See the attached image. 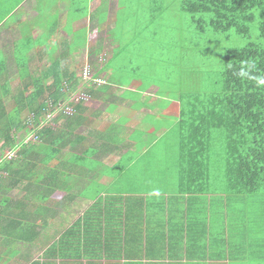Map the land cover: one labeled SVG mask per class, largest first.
<instances>
[{
    "label": "trees",
    "instance_id": "1",
    "mask_svg": "<svg viewBox=\"0 0 264 264\" xmlns=\"http://www.w3.org/2000/svg\"><path fill=\"white\" fill-rule=\"evenodd\" d=\"M129 2L126 1V4ZM75 5V19L80 21L88 12V1H79ZM207 7L221 8L227 13L241 15L242 23H233L226 15L221 14L220 19L211 22V27L215 31L233 30L239 35L246 36L257 16L264 12V0H200L199 4L190 6V9L192 8L195 13L209 12ZM119 9L122 12L121 4L114 10V13H112V9L107 10L106 16L103 18L100 16V19L95 14L90 15L87 21L90 34L99 29L100 32L103 31L101 27L104 29L109 26L112 23L111 20H114L113 22L117 26L120 19ZM13 22V18L8 20L6 26ZM95 24H98L99 27ZM80 27L83 26H79L78 30L74 32H72V26L66 27L67 34L71 33L73 39L75 34L80 37L74 39L73 43H71L72 40L62 42L60 49L55 43L45 42L42 35L34 39L25 28L21 29L20 37L16 41L13 40L11 52L13 59L0 58V90H3L2 96L6 97L5 101L0 97V141H2V146H0V229L5 230L6 233L13 232V230H9V225L15 224L13 217L21 218L23 223L28 222V224H24L25 229L23 227L20 231L21 234L37 236V234L57 233V226L48 220L55 217L48 213L49 211L42 203H46L49 197L57 191H65L67 196L63 198L60 205L65 202L66 207L68 199L73 203L75 198L85 197L84 193H80L83 189L79 185L77 177L73 181L74 186L71 185L69 191L65 189L66 183L62 181L65 178L61 177V180L58 176L60 161L57 158L68 144L70 136V133L65 131L64 124L59 123V120L64 118L67 122L76 117L78 123L77 117H81L79 114L83 111L81 104L83 101L76 103L75 95L85 89L84 92L91 99L97 98V94L92 88H84L77 83L80 80L76 78V71L71 70L72 65L78 62L73 59L82 56L83 53V49L80 47L85 41L86 27H83V31H80ZM77 32H82L83 35H77ZM260 32L264 36V21L260 26ZM115 42L117 41H113L109 37L105 41L99 38L98 47H94L89 54L98 56L102 51L107 54L105 45L110 49ZM41 47H43L42 50H40ZM70 58L73 59L70 61ZM94 61L90 59L91 65L94 64L92 63ZM32 62L37 65L31 68L28 75L24 76V70L29 69ZM101 67H103L102 64ZM101 67L96 70L95 77L102 74L103 68L101 69ZM15 76L23 81V84L16 94H12L10 80ZM117 77L114 81L110 80L107 85L103 86L107 89L112 85L118 87L125 79L122 80L118 74ZM196 78V89L202 88L206 79L202 75H196ZM225 88L232 94L229 129L237 131L242 125L247 124L248 131L256 135L257 139L253 145L247 148L246 154L241 153L234 142L228 145L230 161L227 174L234 186L243 189L242 192L229 196L202 192V184L196 185L195 182L201 181L204 176L207 148L203 140L206 137L207 126L203 125V115H200L199 123L193 126H188L187 123L179 120L180 123L185 124L187 130L190 129V131L188 130L190 134L188 133L185 141L181 143L182 151L177 160V187L180 188L178 191L180 193L164 194L162 203L172 204L171 201L175 198L183 200L188 197L187 203L190 204V207L187 217L197 223L196 227L212 228L216 235H220L211 241L202 240L200 235L195 247L199 249L198 253L201 256L191 257L192 259L186 261V264H216L217 262L220 264H250L249 261L253 257L264 262V236H256L258 231L252 229L256 223L261 225L264 217V50L250 47L232 51L226 67ZM94 89L101 90V87ZM65 106L72 107L71 115L58 110L60 107L61 109L66 108ZM58 111L59 113L49 119L50 115ZM222 120L219 115H215L212 118L213 126L222 124ZM53 124H58L63 128L55 129L52 127ZM25 129H29L30 133L34 132L31 133L34 134V143L28 140L27 134L22 135ZM38 143L39 145H37ZM7 149L15 151V157L7 159L5 154ZM142 180V178L138 179L141 182ZM20 182L25 185L22 189L23 201H14L10 194ZM116 196L110 192L105 195H97L94 203L85 213L77 217L68 227L63 226L60 234L62 238L59 241L60 255L57 252L58 246L54 242L40 256L39 261L36 259L38 262L33 261L31 264H71L68 261L74 257H76L77 264H119L123 258L128 261L130 258L126 254L121 258L118 257L120 256L118 252L112 251V247L121 246V242L90 240L91 238L98 239V235H101L102 239V236L109 237L112 233L126 234L125 230L128 227L134 231L138 225L133 220V223L129 224L132 226H129L126 221L133 207L134 217L137 218L140 212L139 206L143 200L138 198L127 200ZM227 207L228 210L233 211L229 215H225L222 211ZM72 208V205H68L67 212L71 214ZM247 209L251 210L247 211ZM256 209L257 211L254 212ZM244 215H247V218H244ZM37 221L41 223L37 225ZM4 223H6L5 226ZM37 228L40 230L36 231ZM223 235L228 237L223 239ZM175 237L173 234L162 235V248L168 252L166 255L163 252L161 256L151 254V257L156 258V262L183 264L169 253L171 249L180 246ZM78 240L82 241L86 247L83 251L74 250L70 256V253L62 250V244L72 246ZM156 240L158 241V238ZM176 244L178 246H175ZM62 251L65 253L61 255ZM204 253L206 257L202 256ZM57 256L62 258L58 262H51L47 259ZM0 264L8 263L0 257ZM126 264H141V261L131 259Z\"/></svg>",
    "mask_w": 264,
    "mask_h": 264
},
{
    "label": "crops",
    "instance_id": "2",
    "mask_svg": "<svg viewBox=\"0 0 264 264\" xmlns=\"http://www.w3.org/2000/svg\"><path fill=\"white\" fill-rule=\"evenodd\" d=\"M79 1H88V12L80 21L75 19L76 14H71L72 11H76L75 3ZM97 1L99 0H0V32L4 31L13 35L12 38L8 39L11 40L9 43L0 45V58L7 60L13 59L11 56L13 42L20 37V33L15 31V27L19 28V31H21V28H25L34 39L42 35L45 42L47 41L50 44L55 43L58 46L57 48L60 49L62 42L65 43L66 40H72L71 43H73L74 40L73 37H71L72 34H67L65 31L66 27L72 26V32H74L78 30L79 26H83L86 27V36L80 48L85 49L90 37L87 21L90 15L93 16L96 13V10H92L91 5L97 3L95 7V9H97L100 5V2ZM44 3H46L47 9L43 7ZM12 18L14 21L13 24L6 26L7 21ZM95 25L99 27L98 24ZM99 30L98 32L100 33ZM101 30L103 29L101 28ZM114 31L115 30L111 29V32L114 33ZM46 35L47 38L45 37ZM63 35H66L67 38H64ZM96 47H98V44ZM42 49L43 47L40 48V50ZM29 54L31 55L32 52ZM156 72H158V70ZM153 73L155 74V71H153ZM110 80L111 79L107 80V82ZM121 86L122 84L118 85V87L112 85L107 89V93L95 90V87L87 86V88H92V90H94L98 99L93 98L89 103L82 105L83 111L79 114L81 117H77V119L81 121L80 123L79 121L77 123L76 117L65 122L64 129L67 133H70V136L68 137V144L57 157L60 161V167L58 169L60 170V174L58 176L60 179L63 177L66 180L68 177L75 175L74 178H78V183L83 189H81L82 191L80 193H84L85 197H77L73 203L69 202V199L67 200V207L68 205L73 206L72 213L70 214L67 212L68 210L65 202H63V205H60L63 198L67 196L65 191H59L60 194H58L57 191L53 198H51V196L49 197V200L53 202L47 203L49 206H46L49 211L48 213H50V215L53 214L55 218L52 217L48 220H51L50 222H53L57 227L64 225V227H68L77 217H80L88 210L90 205L94 203V199L97 198V195H105L107 192L127 200L138 198L143 201L139 206L140 212L137 218L134 217L133 207L126 221L128 225L130 223L132 224L133 220L136 221L138 225L135 227L134 231H132L131 227H128V229L125 230L126 234L112 233L111 235L108 234L110 235L109 237L106 236L104 238L105 235L102 236V239L101 235H98V239H90L89 237L88 239L104 242H121L122 245L113 246L112 251L118 252V254H120L118 257L123 258V255L126 254L130 259L127 261L123 260V258L119 261V264H126L131 259H138L141 261V264H160V262H156V258L153 256L151 257V254L161 256L163 252H165L164 255H166L168 251L162 248V235L169 236L173 234L176 236L175 239L177 243H180V246L171 249L169 253L173 254L172 257L174 259L186 264V261L192 259L191 257L194 256L197 258V256H201L198 253L199 249L195 247L196 241L200 238V235L202 236V240L207 241H211L213 238L220 235H216V232L212 228H202V226L196 227L195 225H197V223L193 222L190 217H187V212H189L190 207V204L187 203L189 200L188 197H185L183 200L175 198L171 201L172 199H168L173 202L172 204L162 203L164 194L172 195L175 192H164L163 194H158L162 196H154L153 194L156 192L152 191L154 184L145 181L141 186H137L135 183L139 182L140 184V181H138L139 178L135 180L133 174L129 173L125 180L124 173L148 154L151 155L153 152L157 154L156 146H159L162 142V147L165 142L162 131L165 132L168 130L169 128L167 127H169V125L180 123V119L181 122H187L184 121L181 114H179V118L178 115H174L175 117H173L171 114H168L167 109L171 111V108H169V106L167 107L166 103L164 105L162 94H160L159 89L147 95V98L153 99L152 105L147 107L146 104L143 102L141 103L139 100L141 93L144 94L149 92L147 85L143 86L142 82L139 81L138 87L133 90L125 89L123 92L121 91ZM119 91L121 92L119 93ZM128 93L131 94V97ZM93 104H95V107H90ZM147 108L149 109V113L142 114L141 112H145ZM139 112L140 115L138 114ZM168 117L173 119L169 121L167 120ZM186 125L193 126L189 123ZM58 129H60V127H58ZM188 130L190 131V129ZM189 131L182 132L183 134L179 136L176 161L182 151L181 143L185 141ZM205 139L203 140L204 143ZM37 145H39V143ZM158 156L161 158L160 163H162V149L161 154L159 153ZM54 163L56 164L55 161ZM113 163H115L114 166H112ZM152 163L154 164V162ZM153 164L150 163V160L144 162L146 171L151 169V167L153 168ZM150 173L151 172L147 171L146 174L148 177H150ZM162 174H165V170H162L160 176L165 178ZM88 176H91V184H93L92 192L85 190L87 187V185H85L87 182L85 181ZM122 178L123 181L121 180ZM118 180L121 181V183L118 187L114 188ZM199 183L202 184V180L195 182L196 185ZM99 184L104 186L100 187ZM24 186L25 185L22 186L20 191H22ZM17 187L18 185L15 188ZM67 187L65 186V189L69 191ZM179 190L180 188L176 190V192L180 193L178 192ZM202 192L206 191L202 189ZM216 193L227 194L229 192L220 191L213 194ZM70 198H72V196H70ZM16 201H23V198ZM124 204L126 203L124 202ZM226 210L228 211V207L225 210L222 209L225 215H229L230 213H226ZM13 218L15 224L9 225V230H13L12 233H6L5 230L0 229V257L4 262L6 261L8 264H31L33 261L38 262L40 256L54 242L58 246L57 252L60 255L61 250L59 241L62 238L60 234L63 229H57V233H52L50 237H46L48 234H37V236H32L30 234L27 236L21 234L20 231H22L23 227L25 229L24 224H28V222L23 223L21 218L18 217ZM9 222H11V220H9ZM40 223L38 221L36 222L37 225ZM5 225L6 223H4V226ZM3 229L6 228L3 227ZM39 230L40 229L37 228L36 231ZM3 231L4 233H2ZM222 237L224 239L228 236L223 235ZM157 238L158 241L156 240ZM36 239L38 241H36ZM46 239H49L51 244H48ZM41 241H44L43 246H41ZM175 246L178 245L176 244ZM61 248L70 253L71 256L72 251H83L86 247L82 244V241L78 240L77 243L72 244V246L62 244ZM63 253L65 252L62 251L61 255ZM202 256L206 257V254L204 253ZM60 258L61 256L47 259L51 262H58ZM163 261L166 262V260ZM68 262L77 264L76 257ZM216 264L220 263L217 262Z\"/></svg>",
    "mask_w": 264,
    "mask_h": 264
},
{
    "label": "rangeland",
    "instance_id": "3",
    "mask_svg": "<svg viewBox=\"0 0 264 264\" xmlns=\"http://www.w3.org/2000/svg\"><path fill=\"white\" fill-rule=\"evenodd\" d=\"M126 1L130 2L126 4ZM97 2H100L97 9H95L97 3H93L91 6L92 10H96L95 15L99 19L100 16L101 18L106 16L108 9L109 11L112 9V13H114V10L120 7L121 4L122 12L120 9L118 10L119 24L115 26L114 20H111L112 23L105 27L102 32L96 31L90 34L82 56L74 59L70 58V61L72 59L78 61L71 67L73 72L76 71V78L91 65L90 59L95 60L92 62L94 64L91 67L94 73L101 67V64L103 66L101 67L103 72L98 77V84L103 82V77L105 82L108 77L114 81V79L118 78V74L122 80L125 79L121 86L122 92L125 89L133 90L138 87L139 81L142 82L143 86L147 85L149 92L141 93L139 97L141 103L143 102L147 107L152 105L153 100L152 98H147V95L159 89L164 105L166 103V106L171 108V111L166 108L169 115L171 114L173 117L178 115L179 118V114H181L184 121L190 125H197L200 121V115H203V125L207 126L205 139L207 161L202 178V189L209 193L220 191L231 193L222 194L227 196L242 192L243 189L234 186L227 174L228 162L230 161L228 145L234 142L240 152L246 154L247 148L253 145L257 138L256 135L248 131L247 124L242 125L237 131L229 129L228 124L232 109L230 97L232 94L225 88L226 67L228 57L232 51H240L250 47L264 50V36L260 32V26L264 21V12L257 16L254 24L250 27L249 34L242 36L233 30L219 32L211 27V22L220 19L221 14L226 15L230 22L242 23L240 14L227 13L221 8L213 9L211 7H207L209 12L201 11L195 13L192 8L190 9V6L199 4L200 0H99ZM43 7L47 9L46 3H44ZM112 28L117 30L113 33L111 32ZM14 29L20 33L19 28L15 27ZM83 30L84 28L80 27V31ZM112 33L114 34L113 38ZM77 35L83 34L82 32H77ZM12 37V34L1 31L0 45L9 43L11 40L8 39ZM45 37L47 38V35ZM63 37L67 38L66 35H63ZM78 37L76 34L74 35V39ZM107 37L118 43L115 42L116 44L114 43L110 49L105 45V50L108 51L107 54L102 51L98 56L96 55L97 57L92 54L91 56L89 52L97 46L99 38L105 41ZM75 44L78 45L76 42ZM36 65V63L32 62L31 67L29 69L26 68L23 75H28L31 68ZM157 70L158 72H156ZM153 71H155V74ZM196 75H202L206 79L202 88L196 89L195 87ZM10 83L11 93L16 94L21 89L23 81L15 76L10 80ZM99 91L108 92L104 86ZM0 92V97L4 98L5 101L6 97L2 96L3 90H0ZM86 95L88 100L85 104L91 100L87 93ZM128 95L131 97V94L128 93ZM90 107L94 108L95 104ZM57 113L59 111L50 115L49 119H52ZM141 113L147 114L149 109L147 108L145 112ZM138 114L140 115V112ZM215 115H219L223 119L222 124L213 126L212 118ZM172 119L171 117L167 118L169 121ZM59 123L65 125V119L59 120ZM52 127L58 129L59 126L58 124H53ZM167 128L169 129L165 132L162 131V136L165 139L164 146L161 147L162 142L159 146H156L158 155L159 153L161 154L162 149V163H160L161 158L153 152L124 173L125 180L129 173L133 174L135 180L142 178L143 180L142 182L140 181V184L139 182L135 183L137 186H141L145 181L154 184L152 187V191H156L153 194L154 196L164 192L173 193L178 190V166L176 161L178 141L180 134H183L182 132L187 131V129L185 124L182 123L172 124ZM60 129H62V126H60ZM28 133H30V130L25 129L22 135ZM32 141L30 142L34 143ZM0 146H2V141H0ZM148 160H150L151 164L154 162L153 168L151 167V169L147 170L151 172L149 174L150 177L146 174L147 171L144 165V162H148ZM162 170H165V174H162L165 178L160 177ZM74 179H66L64 181L68 189H70L71 185L74 186ZM121 180L123 181V178ZM85 182H87L85 190L92 192L91 176H88ZM120 183L121 181L118 180L114 188L118 187ZM23 185L24 183L18 184V187L13 189L10 194L14 201L22 199L23 192L20 190ZM99 185L100 187L104 186L102 184ZM57 193L60 194L59 191ZM55 195L56 192L51 198ZM52 202V200H48L42 205L46 207L49 206L47 203ZM251 209H247V211ZM256 211L257 209L254 212ZM225 212L229 214L233 211L229 209ZM244 218H247V215H244ZM255 225H257L256 229H254ZM57 229L61 230L63 226L57 227ZM252 229L258 231L256 236H264V217L262 224L256 223L252 226ZM51 235L48 234L46 237ZM249 236L251 235L249 234ZM46 240L48 244H51L49 239ZM36 241L38 240L36 239ZM43 242L41 241V246H43ZM249 262L250 264H264L263 261L256 260V257L251 258Z\"/></svg>",
    "mask_w": 264,
    "mask_h": 264
},
{
    "label": "built area",
    "instance_id": "4",
    "mask_svg": "<svg viewBox=\"0 0 264 264\" xmlns=\"http://www.w3.org/2000/svg\"><path fill=\"white\" fill-rule=\"evenodd\" d=\"M92 74H91V68H90V66H88L87 68H86V70L85 71H82V79H83V81H86V82H89V81H91L92 80ZM98 81L99 80H93V82H97L98 83ZM88 100V97H87V95L85 94V93H83V92H81V93H79L78 95H76L75 96V98H74V101L77 103H79V101H87ZM66 108H62L61 109V107L59 108V111H61L62 110V112L64 113V114H67V115H71L72 113H73V110H72V107H67V106H65ZM30 139H34L33 137H30ZM34 141V140H33ZM5 154H6V156H7V159H10V158H13V157H15V151H11V150H9V149H7L6 151H5ZM0 161H1V159H0ZM1 164V163H0ZM4 176V175H3Z\"/></svg>",
    "mask_w": 264,
    "mask_h": 264
},
{
    "label": "clouds",
    "instance_id": "5",
    "mask_svg": "<svg viewBox=\"0 0 264 264\" xmlns=\"http://www.w3.org/2000/svg\"><path fill=\"white\" fill-rule=\"evenodd\" d=\"M92 67V65H90V68ZM91 74L93 75L92 76V80L91 81H89V82H86V81H83V79H82V74L81 75H79V77H78V80H80L79 82H77L80 86H83L84 88L85 87H87V86H90V87H95V88H98V87H102L103 85H107L108 84V82H107V79H106V82H105V79H104V77L102 78V83H100V84H98L97 82H93V80H98V77H95L94 76V71H92V68H91ZM109 80V79H108ZM81 92H83V93H85L84 91H81ZM80 92V93H81ZM86 94V93H85ZM85 102L86 101H83V103L85 104ZM83 103H81L82 105H83ZM27 138H28V140L29 141H31L32 139H30V137H34V134H31V133H28L27 134V136H26ZM34 140V139H33ZM2 175H4V174H2Z\"/></svg>",
    "mask_w": 264,
    "mask_h": 264
}]
</instances>
